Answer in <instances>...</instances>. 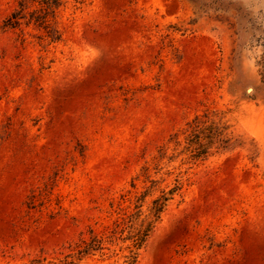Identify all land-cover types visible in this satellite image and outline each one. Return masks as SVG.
<instances>
[{"label": "rangeland", "instance_id": "1", "mask_svg": "<svg viewBox=\"0 0 264 264\" xmlns=\"http://www.w3.org/2000/svg\"><path fill=\"white\" fill-rule=\"evenodd\" d=\"M59 1L0 0V264H264V0Z\"/></svg>", "mask_w": 264, "mask_h": 264}, {"label": "trees", "instance_id": "2", "mask_svg": "<svg viewBox=\"0 0 264 264\" xmlns=\"http://www.w3.org/2000/svg\"><path fill=\"white\" fill-rule=\"evenodd\" d=\"M192 2H196L195 0H191ZM40 2L44 5L43 10H46L44 15L36 16L35 19L39 23V26H41L46 31V36L50 39L51 42L57 41L59 39L58 35H55L54 33H51L48 29V24L46 20V15L48 12L54 11L59 5V0H40ZM203 6V5H201ZM201 6L199 8H201ZM25 6L23 3H19V9L15 10L11 13V15L6 20V25L10 27H15L20 23V19L23 17ZM226 127L225 126H219L216 127L215 132L212 135H208V142L207 145L217 144V149H226L229 146V136L225 132ZM207 155V147L204 144H198L197 147H194L190 150V156L193 160H198L204 158V156ZM172 191V190H171ZM168 200V197L166 195H162L160 198H157L153 200L152 202V208H151V216L152 220L149 221L146 225V227L141 230H137L134 234L133 238V247L135 249H138L139 246L142 244V242L145 240V237L148 234V231L151 227V223L153 221H156L160 213L162 212L166 201ZM131 255L127 261V264H134L136 261V253L131 250Z\"/></svg>", "mask_w": 264, "mask_h": 264}]
</instances>
